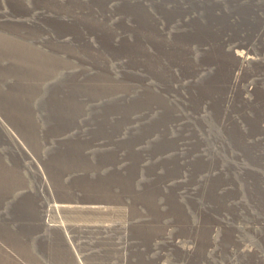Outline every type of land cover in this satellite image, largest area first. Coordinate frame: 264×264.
<instances>
[{
    "label": "rangeland",
    "instance_id": "1",
    "mask_svg": "<svg viewBox=\"0 0 264 264\" xmlns=\"http://www.w3.org/2000/svg\"><path fill=\"white\" fill-rule=\"evenodd\" d=\"M0 264H264V0H0Z\"/></svg>",
    "mask_w": 264,
    "mask_h": 264
},
{
    "label": "bare ground",
    "instance_id": "2",
    "mask_svg": "<svg viewBox=\"0 0 264 264\" xmlns=\"http://www.w3.org/2000/svg\"><path fill=\"white\" fill-rule=\"evenodd\" d=\"M157 1V0H156ZM166 2V1H165ZM160 3V2H159ZM169 3V2H168ZM171 5V4H170ZM169 7V6H168ZM176 10V9H175ZM169 11H170V9H169ZM152 13V12H151ZM154 14V13H153ZM177 14V13H176ZM156 15H157V13H156ZM161 15V14H160ZM159 16V15H158ZM149 17H151L150 15H149ZM173 18V17H172ZM198 18V17H197ZM149 19V18H148ZM155 19V18H154ZM156 19H158V18H156ZM151 20V19H150ZM160 20H161V18H160ZM194 20V19H193ZM162 21V20H161ZM160 21V22H161ZM169 21V20H168ZM159 22V21H158ZM174 22V21H173ZM151 23V22H150ZM154 24V23H153ZM176 25V24H175ZM170 26V25H169ZM177 26V25H176ZM180 27H181V25H180ZM150 28V27H149ZM154 29H157V28H154ZM167 29V28H166ZM177 29V28H176ZM161 30H162V32L164 33V34H166L165 32H164V29H162L161 28ZM171 30H173V29H171ZM167 31V30H166ZM161 32V33H162ZM167 33H169V30H168V32ZM154 35V34H153ZM152 35V36H153ZM163 36V35H162ZM161 36V37H162ZM169 36V35H168ZM146 37V36H145ZM170 37V36H169ZM151 38V37H150ZM159 38V37H158ZM158 40V39H157ZM164 40H166V41H168L166 38H165V36H164ZM171 40V39H170ZM193 41V40H192ZM174 42V41H173ZM146 43V42H145ZM159 43V42H158ZM177 43V42H176ZM144 44V43H143ZM176 47V46H175ZM194 50V49H193ZM195 52H196V50H194ZM184 52V51H183ZM193 53V52H192ZM189 55H191V54H189ZM192 56V55H191ZM187 58V57H186ZM183 59V58H182ZM181 59V60H182ZM195 59V58H194ZM180 61V60H179ZM191 63V62H190ZM188 64V63H187ZM193 64V63H192ZM179 65V64H178ZM170 67V66H169ZM172 67V66H171ZM178 67V66H177ZM197 67V66H196ZM222 77V76H221ZM231 77H232V73H231ZM230 77V83H229V85H232V78ZM189 78V77H188ZM215 82V81H214ZM214 82H213V87H215V85H214ZM217 82H219L221 85H217L218 87H216V88H219V87H221L222 86V84H225L224 82L222 83L221 81H217ZM151 85V84H150ZM211 85V84H210ZM220 89V88H219ZM230 90H231V88H230ZM230 92V91H229Z\"/></svg>",
    "mask_w": 264,
    "mask_h": 264
}]
</instances>
